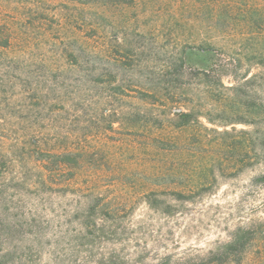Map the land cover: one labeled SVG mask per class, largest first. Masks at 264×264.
I'll return each mask as SVG.
<instances>
[{
	"label": "rangeland",
	"instance_id": "obj_1",
	"mask_svg": "<svg viewBox=\"0 0 264 264\" xmlns=\"http://www.w3.org/2000/svg\"><path fill=\"white\" fill-rule=\"evenodd\" d=\"M0 44V264H264V0H0Z\"/></svg>",
	"mask_w": 264,
	"mask_h": 264
},
{
	"label": "trees",
	"instance_id": "obj_2",
	"mask_svg": "<svg viewBox=\"0 0 264 264\" xmlns=\"http://www.w3.org/2000/svg\"><path fill=\"white\" fill-rule=\"evenodd\" d=\"M74 1H78V2H87V3H91V2H95V1H107L110 3H122V2H126V0H74ZM6 44V43H4ZM0 46L3 47V45L0 44ZM207 52V51H206ZM209 53V52H207ZM206 53V54H207ZM209 63H211L208 67H205L203 69V74L205 76H208L210 74H213L215 72H218V70L222 67V63L225 64L226 61H224V59L221 60V58L219 60H216L215 63H212V61H210ZM233 78H235L236 81H238L239 79H237L236 76H234ZM245 78V77H244ZM243 78V79H244ZM252 108V114L254 116H256V118H260L261 120H263L264 123V103L262 101H259L257 103V101H254V103H252L251 105ZM182 117H187L182 115ZM250 135V147H240L237 149H234L238 156L240 157H246L249 153V150L251 152L257 153L258 151L260 152H264V127H261V129H259L257 131V133H253V134H249ZM62 160H64V162H66L67 160H70V158L68 156L66 157H62ZM72 160V159H71ZM73 162H75V160H72ZM201 186V185H200ZM235 244L237 245H243V237L239 236L236 239Z\"/></svg>",
	"mask_w": 264,
	"mask_h": 264
}]
</instances>
